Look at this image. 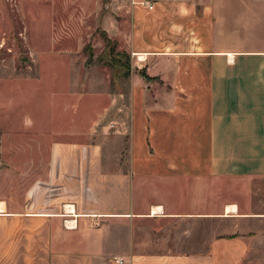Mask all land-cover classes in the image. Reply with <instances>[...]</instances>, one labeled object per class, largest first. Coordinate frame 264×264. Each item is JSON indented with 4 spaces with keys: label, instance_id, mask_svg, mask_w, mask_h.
<instances>
[{
    "label": "crops",
    "instance_id": "1",
    "mask_svg": "<svg viewBox=\"0 0 264 264\" xmlns=\"http://www.w3.org/2000/svg\"><path fill=\"white\" fill-rule=\"evenodd\" d=\"M116 7L136 73L108 95L49 74L47 118L26 93L44 158L0 173V264H264V0ZM0 70L5 120L22 82Z\"/></svg>",
    "mask_w": 264,
    "mask_h": 264
},
{
    "label": "rangeland",
    "instance_id": "2",
    "mask_svg": "<svg viewBox=\"0 0 264 264\" xmlns=\"http://www.w3.org/2000/svg\"><path fill=\"white\" fill-rule=\"evenodd\" d=\"M118 3L121 0H0V68L4 62L7 69L15 67L22 82L12 97L7 96L13 105L7 107L5 120L0 117L1 174L9 173L13 163L43 161L44 156L30 150L45 146L46 140L31 130L32 123L23 114L26 93L31 90L35 116L51 115L49 106L56 99L52 98L49 74L60 73L64 91L71 95L81 93V79L85 78L96 82L93 90L108 95L111 77L122 75L125 69L137 72L138 67L108 35ZM100 81L105 82L96 85ZM36 82L40 84L35 88L29 85ZM0 94L3 102L2 86ZM6 179L13 182V177Z\"/></svg>",
    "mask_w": 264,
    "mask_h": 264
},
{
    "label": "built area",
    "instance_id": "3",
    "mask_svg": "<svg viewBox=\"0 0 264 264\" xmlns=\"http://www.w3.org/2000/svg\"><path fill=\"white\" fill-rule=\"evenodd\" d=\"M148 8L151 10L152 9V6H149Z\"/></svg>",
    "mask_w": 264,
    "mask_h": 264
},
{
    "label": "bare ground",
    "instance_id": "4",
    "mask_svg": "<svg viewBox=\"0 0 264 264\" xmlns=\"http://www.w3.org/2000/svg\"><path fill=\"white\" fill-rule=\"evenodd\" d=\"M233 209V208H232Z\"/></svg>",
    "mask_w": 264,
    "mask_h": 264
}]
</instances>
